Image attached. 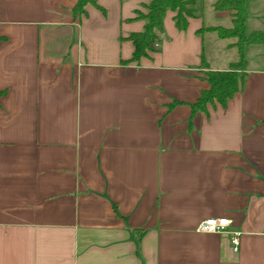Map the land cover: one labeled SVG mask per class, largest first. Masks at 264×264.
Returning a JSON list of instances; mask_svg holds the SVG:
<instances>
[{
	"label": "crops",
	"instance_id": "obj_1",
	"mask_svg": "<svg viewBox=\"0 0 264 264\" xmlns=\"http://www.w3.org/2000/svg\"><path fill=\"white\" fill-rule=\"evenodd\" d=\"M77 1L0 0V264H264V0H246L260 40L242 53L210 30L229 12L197 0L130 62L148 0ZM208 33L233 39L220 60ZM241 60L243 88L193 114L206 71ZM211 217L231 222L197 231Z\"/></svg>",
	"mask_w": 264,
	"mask_h": 264
},
{
	"label": "trees",
	"instance_id": "obj_2",
	"mask_svg": "<svg viewBox=\"0 0 264 264\" xmlns=\"http://www.w3.org/2000/svg\"><path fill=\"white\" fill-rule=\"evenodd\" d=\"M89 3L95 2L94 0H78L73 9L75 17L84 14ZM196 4L197 0H148L144 4L145 11H136L135 18L145 22L143 30L130 33L126 37L134 44L132 57L126 62L138 61L143 56H149L151 52L159 50L167 11L175 12L173 17L175 24L180 30H184L189 24V18L197 14ZM212 5L217 12H229L233 18V26L229 28L210 27V30L217 31L222 38H237L241 53L244 44L259 42L260 38L257 33L246 35V0H213ZM244 78L242 60L234 63L228 70L206 71V79L210 87L202 92L196 102L191 104L192 113L207 111L209 104H219L225 107L228 101L243 88Z\"/></svg>",
	"mask_w": 264,
	"mask_h": 264
},
{
	"label": "built area",
	"instance_id": "obj_3",
	"mask_svg": "<svg viewBox=\"0 0 264 264\" xmlns=\"http://www.w3.org/2000/svg\"><path fill=\"white\" fill-rule=\"evenodd\" d=\"M230 220L226 217L216 218L211 217L202 220L198 227L197 231L199 232H207V233H222L225 232L227 227L230 225ZM232 244L234 251L239 249L240 238L239 232H234L232 236Z\"/></svg>",
	"mask_w": 264,
	"mask_h": 264
},
{
	"label": "rangeland",
	"instance_id": "obj_4",
	"mask_svg": "<svg viewBox=\"0 0 264 264\" xmlns=\"http://www.w3.org/2000/svg\"><path fill=\"white\" fill-rule=\"evenodd\" d=\"M142 11H145V9L144 10H142ZM223 25L224 24H228V23H222ZM226 26V25H225ZM247 29V28H246ZM248 30V29H247ZM213 37H214V39H218L217 38V36H216V34L215 33H212V34H206V36H205V52H206V54L207 55H209V56H212V54L217 58V59H221L222 58V55H221V47H222V45H223V43H227L229 40H231V39H227V40H225L224 42H218V44L217 45H214L213 47H214V49L212 48V46H211V44L213 45V43H211V39H213ZM233 40V39H232ZM231 40V41H232ZM232 52V51H231ZM227 53H228V51H227ZM230 53V52H229ZM233 53V52H232ZM227 55V54H226ZM226 55L224 56V58L226 57Z\"/></svg>",
	"mask_w": 264,
	"mask_h": 264
}]
</instances>
